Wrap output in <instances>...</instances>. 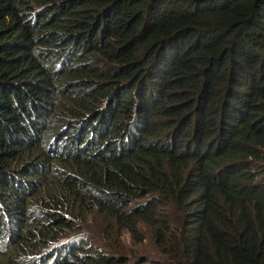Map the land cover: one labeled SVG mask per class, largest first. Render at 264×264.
I'll use <instances>...</instances> for the list:
<instances>
[{
    "label": "trees",
    "instance_id": "trees-1",
    "mask_svg": "<svg viewBox=\"0 0 264 264\" xmlns=\"http://www.w3.org/2000/svg\"><path fill=\"white\" fill-rule=\"evenodd\" d=\"M142 225L141 264H264V0H0V264Z\"/></svg>",
    "mask_w": 264,
    "mask_h": 264
},
{
    "label": "rangeland",
    "instance_id": "rangeland-1",
    "mask_svg": "<svg viewBox=\"0 0 264 264\" xmlns=\"http://www.w3.org/2000/svg\"><path fill=\"white\" fill-rule=\"evenodd\" d=\"M91 225L90 221L89 226ZM140 231L143 233V238L138 243L134 242L127 231H124L121 236V243L124 249V252L121 253V259L126 260L124 264H141V260L165 262L167 256L156 247L153 239L143 225L140 226Z\"/></svg>",
    "mask_w": 264,
    "mask_h": 264
}]
</instances>
